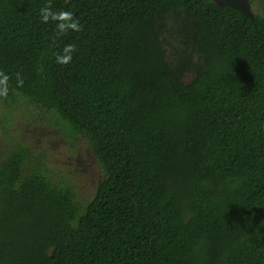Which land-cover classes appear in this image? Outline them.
Segmentation results:
<instances>
[{"label":"trees","instance_id":"1","mask_svg":"<svg viewBox=\"0 0 264 264\" xmlns=\"http://www.w3.org/2000/svg\"><path fill=\"white\" fill-rule=\"evenodd\" d=\"M257 1L250 20L213 0H0L4 107L40 109L104 174L81 200L13 143L0 157V264H264ZM43 6L81 30L57 36ZM167 20L201 59L187 83L166 59Z\"/></svg>","mask_w":264,"mask_h":264},{"label":"rangeland","instance_id":"2","mask_svg":"<svg viewBox=\"0 0 264 264\" xmlns=\"http://www.w3.org/2000/svg\"><path fill=\"white\" fill-rule=\"evenodd\" d=\"M251 8L253 12H261L257 0L252 2ZM164 24L161 38L166 59L177 70L181 68V79L187 83L193 76V67L201 59L187 47V27L172 20ZM4 106L0 100V157L13 143L27 145L48 168L52 178L67 182L81 200L91 198L104 174L89 144L84 140H76L75 146H72L52 125L51 118L38 108L25 104H15L11 109ZM4 117L7 118V126Z\"/></svg>","mask_w":264,"mask_h":264},{"label":"clouds","instance_id":"3","mask_svg":"<svg viewBox=\"0 0 264 264\" xmlns=\"http://www.w3.org/2000/svg\"><path fill=\"white\" fill-rule=\"evenodd\" d=\"M39 18L41 22L47 23L49 20L56 22V35H62L69 30L79 32L81 30V24L74 18L73 12L69 10L53 11L51 6H43L39 9ZM76 49V45L69 43L66 44L62 53H58L55 56V62L61 65H67L72 60V54ZM8 81L9 76L2 70H0V96H6L8 94ZM21 81L18 80V83Z\"/></svg>","mask_w":264,"mask_h":264},{"label":"water","instance_id":"4","mask_svg":"<svg viewBox=\"0 0 264 264\" xmlns=\"http://www.w3.org/2000/svg\"><path fill=\"white\" fill-rule=\"evenodd\" d=\"M217 4H225L240 11L244 16L253 20L254 12L252 11L249 0H213Z\"/></svg>","mask_w":264,"mask_h":264}]
</instances>
